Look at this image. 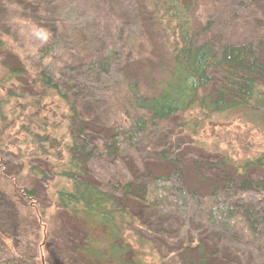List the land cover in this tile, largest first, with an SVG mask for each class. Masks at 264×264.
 <instances>
[{"label":"trees","instance_id":"trees-1","mask_svg":"<svg viewBox=\"0 0 264 264\" xmlns=\"http://www.w3.org/2000/svg\"><path fill=\"white\" fill-rule=\"evenodd\" d=\"M199 2L0 0V264H264V146L217 138L264 140V0L216 2L217 39L241 9L261 23L221 43ZM141 34L152 56L125 54ZM18 216L37 223L19 241Z\"/></svg>","mask_w":264,"mask_h":264},{"label":"rangeland","instance_id":"rangeland-1","mask_svg":"<svg viewBox=\"0 0 264 264\" xmlns=\"http://www.w3.org/2000/svg\"><path fill=\"white\" fill-rule=\"evenodd\" d=\"M218 1L219 0H201V2L198 3V6H197L198 16L200 17V19H202V22H203V23H200L199 26H201L203 24V27H204V25L207 24V19H218L217 22L213 24V26H208L206 28V30H204V34H206V32L211 31L210 35L212 38H214L211 40L215 41V43H221V42H224L226 40H229V42H243L244 40H251V39H244V37H246V36L249 38L255 37L256 34H254V31H257V30L255 29L254 25L258 21V15L255 14V11H253V12L248 11V16L250 17V19H249L250 23H248L247 21H244V23L242 24L241 23V21H242L241 17H243L245 15V11L241 9V11H237L239 16H240L238 24H235L234 26H232V29H231V27L228 28V32L230 34H233V38L232 39H217L218 35L222 31L225 32V29L228 27L223 23V21H224L223 11L222 10L219 11L221 14V15H219L220 17L217 14L218 10L216 9L215 3ZM226 2L230 3V4L232 3V6H236L237 5L236 2H238V0H226ZM241 7L242 6H239V8L237 7V9H240ZM80 18H81V20H80L81 23H83L84 20L87 21L88 19H90V17L88 16V13H86V15H85L84 12L80 13ZM256 24H261V23L257 22ZM35 32L37 33V31H35ZM35 32H31V33H34L31 35L28 34L26 39H32V38L38 37V36H35L36 35ZM141 36H142V38L139 39L135 44H133L131 48H129L127 46V40L124 41V45H125L124 52H125V54L126 53L127 54L128 53L129 54L139 53L142 57H147L148 55L152 56V54L155 52L156 46H158L157 41H154L153 39H150V38L148 39L147 37H145L142 34H141ZM41 37L42 36H40V38ZM26 50H29V48H26ZM131 51H132V53H130ZM130 57H133V55H130ZM117 73H118V70H115L114 77L117 76ZM117 80H118V78L116 77L114 79V82H117ZM110 82H112L111 78H110ZM217 130L220 131V132H218L217 138L220 137L221 142L229 144L230 146H234L237 148L236 145H242V146H246V147L250 148L251 150L255 149L254 147H258L260 144L261 145L259 147L264 146V140L260 141L257 138H255L254 136H251L252 134H250V135H244V134L239 135L236 132V130L233 129L232 126H227V129L221 128V129H217ZM91 141L93 142V139H91ZM182 143H184L183 140H182ZM180 145L182 146L183 144H180ZM190 148L191 149H189L187 146H182L179 154L183 150H185L189 153H195L193 151L195 149L193 147H190ZM88 150H90L89 146H88ZM180 156H182V155L180 154ZM214 172H216V170L214 168H211L210 173H214ZM92 173L96 174V172H94V170ZM257 173H258V171L251 170L248 174V177L251 180H256L257 179L256 177L258 176ZM36 186H37V189L39 191H43V189H44L43 183L36 182ZM237 188L238 187L236 186V188L231 189V191L229 190L228 193H233V192L235 193L237 191ZM253 195H257V194L253 193ZM259 197H260V195H259ZM247 198L252 201V200H255L256 197L252 196L250 194V196L248 195ZM6 202H9V200H5L4 204H6ZM259 203H261V202L259 201ZM261 205L263 206L262 203H261ZM20 219L21 218H19V216H18V218L15 217L12 221L16 225V229L11 228L8 230L9 233L11 235H14L18 241L20 240V231L26 230L25 228H23V227H25V224H28V228L31 229V233H33L34 231L37 230V226H36L37 223L35 221H33V218L32 219L30 218L31 221H29V222H27V221H25V219H23L21 224H20L21 226L19 225L17 227L18 223H20ZM186 220L188 222V223L187 222L185 223L186 226L184 228H186V229L191 227L193 224H195V225L199 224V222L202 220V217H201L199 211H197L195 209V206L189 210L188 218H186ZM192 220L194 221V223L192 222ZM56 224H57L56 230L58 231V234H60L62 236L64 235L65 237H67L66 238L67 240H74V237L77 234V232H75L74 229H72V226L67 222V220L64 216L60 215L59 217H57L56 218ZM228 234L227 233L222 234V233L216 232V234H214V237L216 240L222 241V239H223V241H228L226 238H228V236L231 237L230 233H228ZM67 240H65V241L68 242ZM232 240H233V238H232ZM211 243L212 242L210 240V244ZM22 245L25 249L27 248V247H25L23 242H22ZM228 245H230V244H228ZM235 246H237L236 243H234V248H236ZM226 248L228 249L230 247L227 246ZM240 248L245 249V247H240ZM53 250H54V252L59 251V246H56ZM258 252H259V250H258ZM54 256H57V255L54 254ZM251 259H252V257H251ZM252 264H255L253 259H252Z\"/></svg>","mask_w":264,"mask_h":264}]
</instances>
